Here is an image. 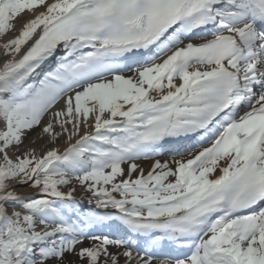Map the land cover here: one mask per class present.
<instances>
[{
  "label": "snow or ice",
  "instance_id": "1",
  "mask_svg": "<svg viewBox=\"0 0 264 264\" xmlns=\"http://www.w3.org/2000/svg\"><path fill=\"white\" fill-rule=\"evenodd\" d=\"M0 264H264V0H0Z\"/></svg>",
  "mask_w": 264,
  "mask_h": 264
},
{
  "label": "bare ground",
  "instance_id": "2",
  "mask_svg": "<svg viewBox=\"0 0 264 264\" xmlns=\"http://www.w3.org/2000/svg\"><path fill=\"white\" fill-rule=\"evenodd\" d=\"M25 18H27V14H25ZM19 26H20V25H19V24H17V27H18V28H19ZM167 158H168V157H167ZM167 158H166V159H167ZM162 159H165V158H162ZM144 166H145V167L147 166V165H146V163H145V165H144ZM18 190H21V191H23V190H25V189H18Z\"/></svg>",
  "mask_w": 264,
  "mask_h": 264
},
{
  "label": "rangeland",
  "instance_id": "3",
  "mask_svg": "<svg viewBox=\"0 0 264 264\" xmlns=\"http://www.w3.org/2000/svg\"><path fill=\"white\" fill-rule=\"evenodd\" d=\"M167 157H168V156H164V157H162V158H165V159H166Z\"/></svg>",
  "mask_w": 264,
  "mask_h": 264
}]
</instances>
